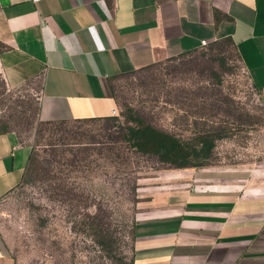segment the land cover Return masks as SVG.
I'll return each instance as SVG.
<instances>
[{
	"label": "crops",
	"instance_id": "crops-1",
	"mask_svg": "<svg viewBox=\"0 0 264 264\" xmlns=\"http://www.w3.org/2000/svg\"><path fill=\"white\" fill-rule=\"evenodd\" d=\"M228 37L264 110V0H0L9 86L39 80L41 121L117 110L111 77ZM31 145L0 130V198ZM154 190L133 225L132 264H264V180L249 168H190ZM0 264H15L0 236Z\"/></svg>",
	"mask_w": 264,
	"mask_h": 264
},
{
	"label": "rangeland",
	"instance_id": "rangeland-1",
	"mask_svg": "<svg viewBox=\"0 0 264 264\" xmlns=\"http://www.w3.org/2000/svg\"><path fill=\"white\" fill-rule=\"evenodd\" d=\"M104 119L41 121L39 80L9 86L0 67V129L34 147L36 161L0 198V236L15 264H130L133 225L154 190L187 170L123 136L131 115L189 140L217 130L200 168H249L264 180V110L233 44L207 42L111 79Z\"/></svg>",
	"mask_w": 264,
	"mask_h": 264
},
{
	"label": "trees",
	"instance_id": "trees-1",
	"mask_svg": "<svg viewBox=\"0 0 264 264\" xmlns=\"http://www.w3.org/2000/svg\"><path fill=\"white\" fill-rule=\"evenodd\" d=\"M217 40H226L231 44H233L231 39L228 37H223L210 42H214ZM112 116L114 115L112 114L109 116L90 118V119H104V118H110ZM130 120L134 122L125 125L123 131V136L128 141V143L131 146L135 147L137 150L141 152L152 153L156 155L163 162H166L169 165L175 167H186V166H193L194 168L202 167L205 158H207L211 154L212 148L215 145V139L222 135L217 130H213V131L207 130L198 133L192 139L185 140V139H181L180 137H178L177 135L173 134L170 131L155 126L149 122H144L139 116L131 115ZM57 121H64V120H52L45 122L50 123ZM35 161H36V157H35L34 147L32 146L28 156L27 163L25 165L23 177L26 171L31 166H33V164H35ZM130 264H132V261L130 262Z\"/></svg>",
	"mask_w": 264,
	"mask_h": 264
},
{
	"label": "built area",
	"instance_id": "built-area-1",
	"mask_svg": "<svg viewBox=\"0 0 264 264\" xmlns=\"http://www.w3.org/2000/svg\"><path fill=\"white\" fill-rule=\"evenodd\" d=\"M32 1H37V0H32ZM246 69V68H245ZM247 71V70H246ZM259 96V95H258Z\"/></svg>",
	"mask_w": 264,
	"mask_h": 264
}]
</instances>
